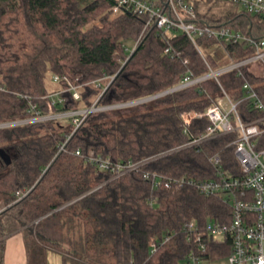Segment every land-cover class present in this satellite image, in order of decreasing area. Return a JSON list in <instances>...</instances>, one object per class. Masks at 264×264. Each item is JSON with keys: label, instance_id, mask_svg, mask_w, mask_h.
I'll return each instance as SVG.
<instances>
[{"label": "trees", "instance_id": "1", "mask_svg": "<svg viewBox=\"0 0 264 264\" xmlns=\"http://www.w3.org/2000/svg\"><path fill=\"white\" fill-rule=\"evenodd\" d=\"M82 1L88 0H0V124L37 111L50 115L140 100L172 89L187 74L206 73L185 33L153 24L145 30L147 18L114 13L115 0ZM164 1L155 3L165 7ZM192 1L202 20L264 39V15L238 11L227 1ZM212 2L219 8H206ZM201 43L214 67L227 52L242 58L248 49L245 41ZM51 82L59 87L51 90ZM220 82L235 101L248 95L246 83L264 101L259 66L225 73ZM221 97L219 83L208 79L150 101L91 112L78 127L73 117L1 127L0 193L6 199L0 264L6 240L18 233L26 264H49L51 252L64 264H190L196 245L189 226L233 220L225 195H207L201 185L220 182V171L232 178L242 173L232 144L238 133L185 146L209 122L195 119L186 127L181 114L205 110ZM238 110L245 122L259 116L252 98ZM214 157L219 166L211 163ZM129 164L140 166L118 171ZM204 243L205 258L219 263L230 254L232 238Z\"/></svg>", "mask_w": 264, "mask_h": 264}, {"label": "built area", "instance_id": "2", "mask_svg": "<svg viewBox=\"0 0 264 264\" xmlns=\"http://www.w3.org/2000/svg\"><path fill=\"white\" fill-rule=\"evenodd\" d=\"M156 1L158 0H115L113 12L130 11L145 16L147 18L145 30L153 24L166 31L176 30L185 33L205 61L206 73L199 76L187 74L180 84L172 89L140 100L107 106L95 105L86 109H74L69 112L50 115L41 114L37 111L35 115L28 118L1 123L0 128L62 117H73L74 123L78 127L91 112L139 104L208 79H214L222 89V97L219 101L208 106L205 110L185 111L181 114L186 127H189L195 119H207L209 122L205 133L185 146H200L204 140L213 138L218 134L238 133L232 144L235 147V156L240 164L242 176L232 178L220 171V182H209L201 185L202 192L207 195L216 193L225 195L226 202L231 205L233 220L230 225L209 223L202 229L194 223L189 226L190 241L196 245L191 254L190 264H264V148H260V145L264 144V101L250 83L244 85L248 95L239 101H235L220 82L223 74L233 71L242 72L245 67L249 66H259L264 76V39L256 38L252 33L236 30L224 23L213 25L202 20L192 0H165V7L159 6L158 3H155ZM214 1L231 2L248 13L264 15V0ZM202 39L218 45L245 41L246 48H248L247 54L242 58H235L233 54L227 52L226 56L222 58L223 64L214 67L208 60L207 53L202 46ZM166 52H169V49ZM58 78L55 76L56 80ZM72 90L74 98L80 99L77 88L73 87ZM60 94L58 92L55 95L59 96ZM247 98H252L253 107L259 114L258 118L249 122L243 121L238 110L239 103ZM59 101H62V98H59ZM210 161L214 166L221 164L220 157H214ZM109 163L106 161L101 166L108 168ZM139 166V164L120 166L118 171H133L137 170ZM145 177L149 179L150 175L147 174ZM166 186L169 188L170 184ZM227 236L232 238L231 251L228 257L219 263H213L210 259H206L208 247L204 243L205 239L224 240ZM150 247L155 251L156 242L154 240L150 242Z\"/></svg>", "mask_w": 264, "mask_h": 264}, {"label": "crops", "instance_id": "3", "mask_svg": "<svg viewBox=\"0 0 264 264\" xmlns=\"http://www.w3.org/2000/svg\"><path fill=\"white\" fill-rule=\"evenodd\" d=\"M1 197L3 199H6L4 195H2ZM49 262H50V255H49ZM26 263H27V253H26V247H25L23 235L18 233L9 237L6 240V252H5L4 264H26Z\"/></svg>", "mask_w": 264, "mask_h": 264}, {"label": "rangeland", "instance_id": "4", "mask_svg": "<svg viewBox=\"0 0 264 264\" xmlns=\"http://www.w3.org/2000/svg\"><path fill=\"white\" fill-rule=\"evenodd\" d=\"M90 1H91V0H88V1H82L81 3H82V4H86V3L90 2ZM208 6L212 7L214 10H216V9L219 8V5H216L215 2H212L211 4L207 5L206 8H207ZM206 8H205V9H206ZM237 10L240 11V10H242V8L237 7ZM133 45H134V43H132V42H129V43L127 44V46H128L129 49H132ZM49 81H51V79H49ZM58 87H59V84H58V83H53V82L49 83V88H50L51 90H52V89H57ZM1 196H2V194L0 193V210H1L2 205L4 204V200H5V199H3ZM15 240H16V239H15ZM49 264H64V262L62 261V257H61L59 254L54 253V252H51V253H50V262H49ZM67 264H72V263H71V262H68Z\"/></svg>", "mask_w": 264, "mask_h": 264}, {"label": "bare ground", "instance_id": "5", "mask_svg": "<svg viewBox=\"0 0 264 264\" xmlns=\"http://www.w3.org/2000/svg\"><path fill=\"white\" fill-rule=\"evenodd\" d=\"M176 34V33H175Z\"/></svg>", "mask_w": 264, "mask_h": 264}]
</instances>
